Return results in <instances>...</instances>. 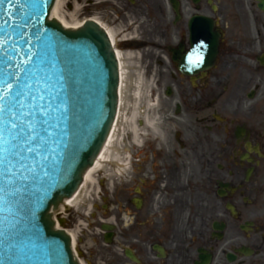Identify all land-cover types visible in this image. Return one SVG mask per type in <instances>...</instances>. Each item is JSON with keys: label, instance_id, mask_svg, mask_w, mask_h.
Listing matches in <instances>:
<instances>
[{"label": "flooded vegetation", "instance_id": "af4514ba", "mask_svg": "<svg viewBox=\"0 0 264 264\" xmlns=\"http://www.w3.org/2000/svg\"><path fill=\"white\" fill-rule=\"evenodd\" d=\"M83 13L152 62L189 49L195 16L229 32L214 69L174 65L164 141L117 191L115 234L137 264H264V14L248 0H84Z\"/></svg>", "mask_w": 264, "mask_h": 264}, {"label": "water", "instance_id": "95a60500", "mask_svg": "<svg viewBox=\"0 0 264 264\" xmlns=\"http://www.w3.org/2000/svg\"><path fill=\"white\" fill-rule=\"evenodd\" d=\"M54 2L0 3V80L8 78L15 85L9 75L14 74L27 83L25 111L38 113L36 118L47 122L44 127L50 134L46 148H38L47 157L43 162L49 166L48 175L23 182L28 189L17 197L14 208L0 205V264H77L69 238L54 230L51 211L77 191L116 114L118 63L108 36L94 22L67 31L49 20ZM194 23L200 26L193 29L189 57L201 69L203 56L212 50L216 54L217 40L202 33L204 21ZM14 230L19 236L10 248L5 236Z\"/></svg>", "mask_w": 264, "mask_h": 264}, {"label": "snow or ice", "instance_id": "6c2138e0", "mask_svg": "<svg viewBox=\"0 0 264 264\" xmlns=\"http://www.w3.org/2000/svg\"><path fill=\"white\" fill-rule=\"evenodd\" d=\"M9 75L16 79L15 85L8 78L0 80L3 85L0 87V205L12 209L18 203L17 197L28 189L23 182L29 179L39 181L41 174L48 175L49 166L43 162L47 157L42 156L38 148H46L45 137L50 134L44 127L47 122L36 118L38 113L25 111L22 101L27 83L21 82L14 74ZM11 227L15 229V223ZM18 236L19 230L5 236L10 248L15 247Z\"/></svg>", "mask_w": 264, "mask_h": 264}, {"label": "rangeland", "instance_id": "374dc122", "mask_svg": "<svg viewBox=\"0 0 264 264\" xmlns=\"http://www.w3.org/2000/svg\"><path fill=\"white\" fill-rule=\"evenodd\" d=\"M64 8L63 10L65 13L70 16L69 20L72 22V24H78L83 22L86 17L89 16H84L82 15V0H62ZM73 16V17H71ZM127 64L129 66V74L131 76V88L128 91V100H127V107L122 111V118L121 120L123 121L124 116L128 115L131 113V110L136 106L137 111L139 112L140 116V121L136 123V126L138 128V136H139V142L142 145L145 138L146 134H151L153 137H159L160 136V128L161 124L163 121V117L160 114V107L163 102V96L164 92L163 89L167 86L170 85L172 82L170 78H162V66H157L153 64V66L156 68L155 70H147V68L150 66V63L147 61H137V60H131L127 61ZM139 80L142 82V88H138L137 84ZM141 90V98L140 100L135 98V94L137 91ZM122 121H120V125L123 128ZM126 135H125V140L122 142L123 150H122V159H123V164L120 165V169L122 170H127V156L131 154V149L135 148L137 150H140V148L134 146V142L132 140V135L130 134L129 131H127L126 127L124 128ZM119 166V165H118ZM119 170L117 167H113L112 165L108 166V172L103 173V178L104 182L102 183V193L105 195V198H108V188L110 183L113 178V170ZM111 171V172H110ZM98 192L97 188H93L90 192V197L88 199L87 204H82L81 206L72 209L68 211L69 216V221L73 226L70 229L76 230L77 229V222H85L87 223L86 220V214H91V211L89 209H92V200H96V193ZM101 211V206H97L96 210L93 212V214H96L95 216L102 215L100 213ZM110 215V214H108ZM84 218V219H83ZM90 222L92 219H90ZM67 221V220H66ZM92 226V223H91ZM96 224H94L92 227H95ZM80 230L83 228V226L79 227ZM96 235L91 236V238H95ZM97 238V236H96ZM94 250H92L93 252ZM109 252V251H108ZM95 255V251L93 253V256ZM113 264H117V261H114Z\"/></svg>", "mask_w": 264, "mask_h": 264}, {"label": "bare ground", "instance_id": "6f19581e", "mask_svg": "<svg viewBox=\"0 0 264 264\" xmlns=\"http://www.w3.org/2000/svg\"><path fill=\"white\" fill-rule=\"evenodd\" d=\"M64 5L62 0H57V4L55 5L51 18L53 20H56L59 22L65 29L67 30H77L81 27L82 23L78 24H72L70 22L69 18L65 11L63 10ZM73 17V16H71ZM98 22V21H97ZM108 35L112 41L116 38V33L112 30H108ZM118 59L120 61V76H121V84H120V104H119V112L116 120V124L114 125V128L112 130V133L110 135V138L108 142L106 143L105 147L103 148L100 156L98 157L94 167H91L86 171L85 177H84V184L82 185L80 191L78 194L67 201H65L61 205V211H65L74 205H76L79 201H82L84 203L87 202V194L86 189L87 188H93L96 187L98 182L96 180L97 174L100 172H106L108 170V166L113 165H120L122 164V142H124V137L126 135V132L124 128L126 127L127 131H129L133 137L134 142L138 141V129L135 126V124L138 122L140 118V114L137 111V107L135 106L131 113L124 116L123 121L120 120V116L122 114L123 108L125 109L127 107V100H128V91L131 88V76L128 72V67L126 66V58L121 56L120 53H118ZM138 88H142V82L139 80L137 84ZM141 90L138 89L137 93L135 94V98L139 99L141 98ZM120 121H122V124L124 125L123 128L120 125ZM56 217V216H55ZM68 235L73 238V248L76 251L77 243H76V234L74 232H69ZM83 264L82 262H80Z\"/></svg>", "mask_w": 264, "mask_h": 264}]
</instances>
